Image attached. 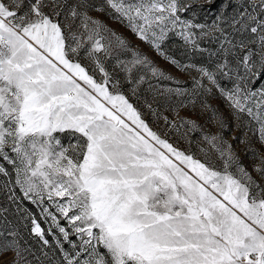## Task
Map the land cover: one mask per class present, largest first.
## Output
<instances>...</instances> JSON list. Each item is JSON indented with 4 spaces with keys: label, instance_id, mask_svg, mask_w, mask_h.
Masks as SVG:
<instances>
[{
    "label": "snow or ice",
    "instance_id": "snow-or-ice-1",
    "mask_svg": "<svg viewBox=\"0 0 264 264\" xmlns=\"http://www.w3.org/2000/svg\"><path fill=\"white\" fill-rule=\"evenodd\" d=\"M205 6L217 0H0V254L15 253L0 264H31L25 253L38 264H264V157L258 182L211 103L264 144V0H220L201 21ZM93 12L187 73L183 86L153 85L181 82ZM175 41L184 60L166 47ZM145 84L158 105L175 97L211 112L219 130L197 148L221 169L150 125L146 113L176 132L200 128L176 108L178 122L135 105ZM14 221L30 224L43 261Z\"/></svg>",
    "mask_w": 264,
    "mask_h": 264
},
{
    "label": "rangeland",
    "instance_id": "rangeland-1",
    "mask_svg": "<svg viewBox=\"0 0 264 264\" xmlns=\"http://www.w3.org/2000/svg\"><path fill=\"white\" fill-rule=\"evenodd\" d=\"M201 3L202 1L199 0ZM217 11V10H216ZM216 11L208 10L206 12L207 15L204 16V20H211L214 18V15L216 14ZM94 17H98L101 19L109 28L113 29L117 34L121 35L129 45L130 49H134L136 51H139L149 57L150 60H152L155 65L163 70H165L169 75L176 78V80H179L181 84H177L175 81H156L152 80L151 82L156 87H178L183 86L184 81L188 79V74L179 71L175 67L171 66L168 61L164 60L162 57H160L154 50L151 49V47L144 43L143 41H140L127 27H125L123 24L119 23L118 21H115L111 18H109L106 15L97 14L95 12L91 13ZM169 45H174L173 47H176L179 49V41L175 42H169ZM167 47V46H166ZM207 47H214V46H207ZM180 54L182 52L180 51ZM118 55L119 59H130L131 58V51L123 52L119 50H114V56ZM206 57H195L197 60L205 59ZM115 59H107L105 61L106 66L108 67L109 71H112L113 65L115 64ZM147 84L142 86L140 92L138 95L140 96V99L137 100L136 97H132L130 95V99L132 102L137 105L138 107H141L144 103V99H147L149 102H153L152 93L149 91H146ZM125 92H128V86L125 85ZM161 101L163 98H159ZM211 103L214 107L219 109L220 116L227 117V125L226 129L223 132L224 138L233 145L234 152L236 156L239 159V162L251 173L254 179H256L258 182L260 180V176L257 172L253 170L254 166H259L261 164L260 157H264V144H261L256 136L252 134V132L247 131L246 128L238 126L239 124H242V122L236 121L234 118L228 115L229 109L224 104V102L221 99H214L211 100ZM154 108L158 107L159 111L163 115L169 116L170 119L175 120L178 122V117L176 115V112L179 113L180 117H184L185 119H191L194 120L198 125H200V128L196 132H188L186 128H181L179 132H176L170 128H166L164 125L163 120L156 121L154 117L151 114L145 115V119L150 123V125L156 129L157 131H160L162 133L166 132L168 135V138L171 142L174 144H178L179 147L182 149L190 150L192 151L196 156H198L202 160H206L211 165H214L217 169H221L223 166V162L219 159L218 155L214 151H209V154L207 156L204 155V153H201L198 151L197 144L201 143V134L202 132H211L213 134L218 132V125L215 121L211 119V112L205 109H202L199 105V103L193 107L192 105H188L187 107L180 106L179 100L175 97L172 98V101L163 103L161 102L159 105L156 102H153ZM176 108V112H173L171 109ZM142 111H146L145 109L141 108ZM187 132V138H182L184 133ZM236 137V139H234ZM189 140H193V143L190 145L188 143ZM241 140H243V143H241ZM205 148H207V145H203ZM25 206L29 208V210L37 215L38 221L41 222V226L45 229L47 228V225L43 223V218L39 215V210L31 205L25 202ZM9 220H13V216L9 215ZM16 223V226L20 228L21 234L23 236V240L21 241V244L25 247H31L32 252L35 254V257H39L41 261L44 260L42 251H41V244L38 240V238L32 236L29 232V227H25V221H14ZM47 250V249H45ZM49 254L51 255L50 250ZM27 260L31 261V264H38L37 260L34 258L33 255L25 253ZM0 259L3 260H14L15 259V253L14 252H8L6 254H0Z\"/></svg>",
    "mask_w": 264,
    "mask_h": 264
},
{
    "label": "trees",
    "instance_id": "trees-1",
    "mask_svg": "<svg viewBox=\"0 0 264 264\" xmlns=\"http://www.w3.org/2000/svg\"><path fill=\"white\" fill-rule=\"evenodd\" d=\"M201 3H204V0H201ZM220 6V0H217V7L214 9H211V11H216ZM209 10V8L207 6H205L204 8H199L197 7L195 9L197 16L200 18V20L204 19V16L207 15L206 12ZM174 45H169L167 47H169V50L174 53L175 55H177L178 58L184 60L185 57L183 55L180 54L179 49H177L176 47H173Z\"/></svg>",
    "mask_w": 264,
    "mask_h": 264
}]
</instances>
